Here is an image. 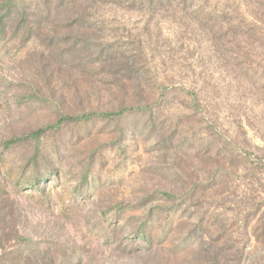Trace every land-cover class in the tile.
Wrapping results in <instances>:
<instances>
[{
  "label": "rangeland",
  "instance_id": "1",
  "mask_svg": "<svg viewBox=\"0 0 264 264\" xmlns=\"http://www.w3.org/2000/svg\"><path fill=\"white\" fill-rule=\"evenodd\" d=\"M261 38L264 0H0V264L250 263L264 249ZM122 108L48 133L58 179L15 187L32 147L2 141ZM18 236L39 249L16 252Z\"/></svg>",
  "mask_w": 264,
  "mask_h": 264
},
{
  "label": "trees",
  "instance_id": "2",
  "mask_svg": "<svg viewBox=\"0 0 264 264\" xmlns=\"http://www.w3.org/2000/svg\"><path fill=\"white\" fill-rule=\"evenodd\" d=\"M244 22L247 24L249 29H252L253 32H255L256 29L258 28L254 24L247 23V21ZM243 36L244 35H240V37ZM237 37L239 38V34L237 35ZM236 40L238 43L239 40L241 41V39H236ZM261 40H264V38L263 39L261 38ZM219 45L221 46V50L224 52V55L221 56V59L230 62L236 60L234 57L235 55L233 54H237V52L231 54L229 51V54L228 53L226 54V51L224 50L221 42L219 43ZM139 108H144V107L140 106L137 107L136 109ZM127 110H133V109L122 108L113 111H90L79 115L64 114L54 122L44 124L30 132L23 133L20 135H14L9 139L2 141V146L7 151H11L17 147H22V146L32 147V158L29 160L22 174H20L19 176H14L13 178L11 177L15 187L22 188V190H32V191L42 192L44 190V186L43 188L40 187L41 184H43L45 181H47V184L51 183L53 181V178L58 179L59 171L57 170L56 167H52L53 163L51 162L53 161L52 159L55 158L53 156L54 154L51 151H43L42 149L43 139L46 137L48 133L57 131L58 129H60L62 125L73 122H85L95 118L113 119L116 117H120ZM46 154H48L47 156L48 158L46 157ZM17 244H18V250L16 252L33 253L39 249V246L35 241H32L30 238L24 236L17 237ZM53 250L59 251L61 250V248L56 246L53 248ZM249 262L250 263L248 264H264V249L263 251H259L257 253L254 252Z\"/></svg>",
  "mask_w": 264,
  "mask_h": 264
}]
</instances>
